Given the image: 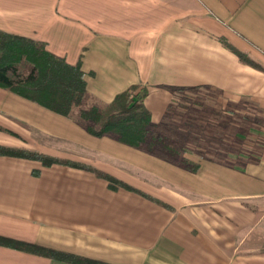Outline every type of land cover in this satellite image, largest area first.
Listing matches in <instances>:
<instances>
[{
	"label": "crops",
	"instance_id": "0c3cea01",
	"mask_svg": "<svg viewBox=\"0 0 264 264\" xmlns=\"http://www.w3.org/2000/svg\"><path fill=\"white\" fill-rule=\"evenodd\" d=\"M0 31L81 62L104 104L146 86L155 124L176 90L264 111V0H0ZM0 145L91 166L155 199L94 171L0 156V236L56 253L0 246V264H264V147L257 161L199 160L191 173L2 87Z\"/></svg>",
	"mask_w": 264,
	"mask_h": 264
},
{
	"label": "trees",
	"instance_id": "16d2710c",
	"mask_svg": "<svg viewBox=\"0 0 264 264\" xmlns=\"http://www.w3.org/2000/svg\"><path fill=\"white\" fill-rule=\"evenodd\" d=\"M226 45L242 62L261 69L246 54L229 44ZM0 87L75 121L93 136L111 137L193 173L200 169L198 162L185 157L186 137L168 131V113L159 124L153 123L152 113L145 105V99L149 95L146 86L133 85L117 95L111 103L104 104L88 91L81 62L76 66L69 65L65 59L49 52L42 42L0 31ZM0 156L39 161L47 167L62 164L94 171L99 177L106 179L113 190L125 188L155 200L128 184L82 163L1 145ZM38 174L39 172H35V175ZM0 246L51 258L56 255L54 251L2 236Z\"/></svg>",
	"mask_w": 264,
	"mask_h": 264
},
{
	"label": "rangeland",
	"instance_id": "374dc122",
	"mask_svg": "<svg viewBox=\"0 0 264 264\" xmlns=\"http://www.w3.org/2000/svg\"><path fill=\"white\" fill-rule=\"evenodd\" d=\"M168 115V131L186 137L185 157L193 162H253L264 147V111L249 100L227 101L211 89L176 90Z\"/></svg>",
	"mask_w": 264,
	"mask_h": 264
}]
</instances>
